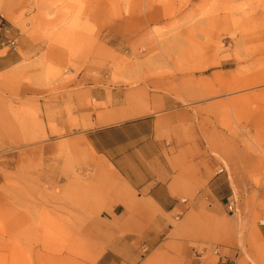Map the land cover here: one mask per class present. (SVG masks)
<instances>
[{
  "label": "rangeland",
  "instance_id": "obj_1",
  "mask_svg": "<svg viewBox=\"0 0 264 264\" xmlns=\"http://www.w3.org/2000/svg\"><path fill=\"white\" fill-rule=\"evenodd\" d=\"M20 1L0 0V10ZM0 20L9 28L0 40L9 38ZM10 21L16 45L0 51L14 53L0 73V264L100 252L117 233L119 201L140 195L88 133L153 113L166 148L178 146L193 131L185 108L206 143L227 151L214 156L231 203L181 221L157 208L159 221L134 226L141 253L151 228L157 242L190 240L202 260L231 237L236 264H264V0H30Z\"/></svg>",
  "mask_w": 264,
  "mask_h": 264
},
{
  "label": "crops",
  "instance_id": "obj_2",
  "mask_svg": "<svg viewBox=\"0 0 264 264\" xmlns=\"http://www.w3.org/2000/svg\"><path fill=\"white\" fill-rule=\"evenodd\" d=\"M29 3L30 0H21L15 5L7 2L1 8L4 15L0 10V17L11 25L10 37L14 38L17 34L10 19L18 14L20 7H28ZM25 44L20 43L22 50L25 49ZM4 48L0 43V51ZM13 54L9 52L0 56V73L14 63ZM180 112L189 115L182 125L187 124L193 131L178 146L171 142L172 144L167 145L169 148H166L162 136L166 129L160 124V117L156 118L153 113L116 129H98L88 133L93 147L115 164L118 175L127 181L133 191L139 192L140 196L128 202L119 201L118 207H121L122 212L117 214V233L100 246V252L88 256L86 261L70 256H51L53 264L237 263L240 257L236 256V241L231 237L224 239L217 247L215 257L209 256L203 260L198 249L189 246L190 240L168 237L157 242L149 232L151 228L149 231L143 228V233L149 238V252L142 254L139 248L140 238L134 226L139 227L140 222L146 225L150 220L159 221L157 208L181 221L195 213L203 218L205 210L218 213L223 205L231 203L228 176L214 156V153L227 151L221 150L220 144L211 139V143H206L204 129L192 122L198 120H194L191 115L194 112L188 108ZM112 132H117L118 135L123 133V136L120 134L116 142L107 143L106 137ZM127 210L137 211L134 212L137 214L121 218V214ZM143 210H149L150 218L140 216V211Z\"/></svg>",
  "mask_w": 264,
  "mask_h": 264
},
{
  "label": "built area",
  "instance_id": "obj_3",
  "mask_svg": "<svg viewBox=\"0 0 264 264\" xmlns=\"http://www.w3.org/2000/svg\"><path fill=\"white\" fill-rule=\"evenodd\" d=\"M0 31H3L5 34H9L8 25L1 20H0ZM0 43L2 46L7 47L8 49H13L16 45L15 39L10 37L8 38L7 36H5L3 39L1 38ZM228 208L231 209V206H229ZM217 251L218 250L216 249V252Z\"/></svg>",
  "mask_w": 264,
  "mask_h": 264
}]
</instances>
